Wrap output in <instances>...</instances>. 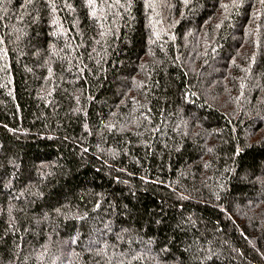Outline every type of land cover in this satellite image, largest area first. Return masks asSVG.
I'll return each instance as SVG.
<instances>
[{
	"label": "trees",
	"instance_id": "obj_1",
	"mask_svg": "<svg viewBox=\"0 0 264 264\" xmlns=\"http://www.w3.org/2000/svg\"><path fill=\"white\" fill-rule=\"evenodd\" d=\"M0 264H264V0H0Z\"/></svg>",
	"mask_w": 264,
	"mask_h": 264
}]
</instances>
